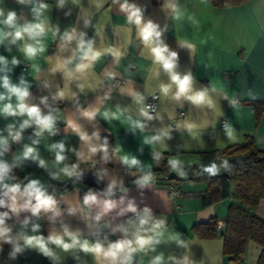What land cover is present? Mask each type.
Listing matches in <instances>:
<instances>
[{
    "label": "crops",
    "instance_id": "crops-1",
    "mask_svg": "<svg viewBox=\"0 0 264 264\" xmlns=\"http://www.w3.org/2000/svg\"><path fill=\"white\" fill-rule=\"evenodd\" d=\"M45 2L50 8L44 13L48 27L42 39L43 52L29 60L19 51L22 42L10 45V52L5 46L0 45V55L9 60L15 56L21 61L10 75L13 82H18L21 75L29 81L31 84L29 102L39 105L45 113L48 108L40 104L42 97L48 98L49 107L53 104L58 105L55 112L57 134L50 136L45 132L38 138L39 144L35 145L39 157L46 162L47 171L34 162L24 160L18 161L17 169L24 178L40 179L46 186L53 182L65 181L68 176L62 175L64 164L55 163L54 152L50 151L51 145L64 141L67 149L79 150L81 141L72 130L73 124L82 126L89 135L93 131H98L100 137L111 134L113 149L109 151V156L113 160L106 164L98 163L97 160L102 155L98 153L96 157L84 162L98 164L99 169H107L109 175L103 178L106 186L110 182L109 177H115L123 184L128 183L124 187V191L127 192L119 191L113 197L117 201L123 197L122 207H126L131 201L138 211H143L147 207L155 219L166 221L160 230L162 242L157 246L156 252L137 253L135 264H149L151 255L158 253L164 254L165 264H171L169 259L171 256L177 259L186 256L189 264H229L231 260L223 255V240L220 236L224 226L218 228L219 234L211 239L196 236L192 232V226L206 222L212 217H215L217 222H224L227 206L233 200L232 197L202 206L200 196L206 188L203 182L180 185L178 181L182 178L179 175L173 179L167 176L157 178L151 176L148 186H138L136 179L145 171L160 165V159H153L154 152H167L168 160L176 159L178 165L187 166L199 162L198 151L221 149L242 142L246 136H252L256 147L264 150V108L256 120L251 103H264V0H247L230 7H217L209 0H179V18H172L162 10L164 0L157 3L153 0L132 1L144 9L146 20L151 19L161 28L167 26L163 39L171 50L178 53L177 70L181 73L190 71L197 89L201 87L215 89L210 93L215 101L212 109L206 106L197 108L188 101H184L183 107H180L177 102L167 100L159 93L158 86L161 82L167 81V76L161 73L160 78H156L159 66L154 64L148 55V49L137 36L136 27L128 24L126 14L121 11L124 0H65L62 9L58 7V0ZM31 7L32 5H21L17 0H0V8L5 12L15 11L21 22L33 19ZM82 9H88L90 12L85 11L84 16ZM85 17L91 20L87 27L84 23ZM57 27L59 32L56 31ZM72 27H75L78 33L85 32V39H94L101 51L107 53V49L112 48L113 51L124 53L119 59H115L111 54H105L95 62L94 68L86 71L78 81L84 89L83 92L79 91L77 82L73 81L70 84L59 72L51 74V70L62 62L61 57L66 58L71 54V49L61 52L60 46L61 36L65 30L71 31ZM181 44H191L193 47L189 50L181 47ZM71 47H75V42ZM109 73L115 78H109ZM120 78L123 79V83L111 85L112 80ZM45 83H49V86L45 87ZM57 86L68 99L53 101ZM134 90L145 95V102L152 93H158L157 109L152 115L159 112L162 120L154 119L148 122L144 131L137 127V121L140 119L136 115L139 105L128 95L134 94ZM74 92L77 96L72 99ZM105 95H110L111 99H105ZM12 102L15 103V100ZM89 106L97 111L93 122L80 116V111ZM105 112L108 113L107 119L104 117ZM22 119L24 118L5 119L0 116V133L7 136L4 131L6 126L14 122L18 124ZM222 120L233 128L234 141L228 139L225 125H221ZM188 122L197 125L191 135L184 130ZM166 126L173 128L171 139H166L165 143L153 144L150 140L151 135ZM23 136L24 140L20 143L10 145V152L5 157L8 161L11 162L22 155L24 145L31 143L33 129L25 130ZM66 154L68 163L76 161V156L72 152ZM125 156L128 158L135 156L141 162L137 166H128L133 175L119 162ZM49 173L56 174V178L53 179ZM90 182L91 180L84 175L69 189L54 194L59 201L62 215L54 222L46 217L40 219L39 234L47 237L53 228L62 231V225H67L72 231L80 230L82 237L90 241L93 239L92 232L101 230L109 233V241L122 238L119 232L112 234L106 224H101L99 229H89L80 217L82 211H86L82 206L83 195L89 190L103 192L91 188L81 193ZM69 208L77 214L69 215L67 211ZM28 214L31 213L21 212L20 217ZM255 214L264 219V198L259 201ZM132 215L127 213L124 216H117L116 212H113L110 219L115 226L125 222ZM13 219L15 231L18 230L19 223L16 218ZM173 238L182 240L185 246H178ZM51 247L54 248L56 264H96L92 254L80 251L64 252L55 246ZM260 251L261 247L251 241L239 261L243 264H256ZM10 262L53 264L51 259L34 249L25 250L16 259H10ZM0 264H3L1 253Z\"/></svg>",
    "mask_w": 264,
    "mask_h": 264
},
{
    "label": "clouds",
    "instance_id": "clouds-1",
    "mask_svg": "<svg viewBox=\"0 0 264 264\" xmlns=\"http://www.w3.org/2000/svg\"><path fill=\"white\" fill-rule=\"evenodd\" d=\"M21 5H32L31 21L24 20L21 22L15 11L9 10L5 12L0 8V45L6 47L7 51H11L10 45H16L17 42H22L19 51L29 60L35 58L39 53L44 51L42 39L46 35L47 23L44 18V13L49 10L50 6L45 0H17ZM65 0H58V7L63 8ZM164 10L172 18H179L180 5L179 0H164L161 5ZM88 9H82L84 12ZM121 11L126 14L129 25H134L137 30V36L148 49V55L154 64L159 66L156 73V78L159 79L161 73L166 74L167 81L161 82L158 86L159 93L167 100L175 101L180 107H183V102L188 101L192 106L197 108H213L215 101L210 95L215 89L209 87H201L197 89L194 86V76L189 71L186 73L179 72L178 69V53L170 49L163 39V34L167 30V26L161 28L159 24L151 19H145L144 9L138 6L132 0H124L121 5ZM70 14V13H68ZM85 26L91 24V20L85 17ZM59 32V28L56 29ZM99 35V34H97ZM85 32H77L75 27L71 31L65 30L61 36L60 51L63 52L71 49L69 56L61 57L62 62L58 67L51 70V74L61 73L63 79H67L70 84L75 81L80 92L84 89L78 82L81 76L88 70L94 68L95 62L105 54H111L115 59L121 58L124 53L121 51H113L112 48L107 49V53L101 51L96 46L94 39H85ZM7 41V43H5ZM75 42V47L72 44ZM181 47H186L191 50V44H181ZM21 61L12 56L9 60L4 55H0V116L5 119L9 117H23L19 123L7 125L4 131L7 136L0 133V246L9 244L11 251L10 259H16L18 255L23 254L27 249H34L45 257L51 259L53 264H56L55 246L64 252H83L92 254L96 259V264H135L136 254L145 253L151 254L156 252L157 246L161 244V229L166 224L163 219H155L151 210L147 207L143 211H138L135 204L128 202L126 207H122L124 203L123 197L119 201L114 199L115 190L118 184L121 192L124 191L123 182L118 181L115 177H109V183L106 190L103 192H95L89 190L82 197V206L86 211H82L80 217L83 218L89 229H99L101 224H106L111 233L117 232L122 234V238L115 241L100 239V231H93V239L90 241L81 235L80 230L72 231L69 226L62 225V231L53 228L47 237L39 234L41 225L38 221L42 218H47L50 221H55L57 217L62 215L59 208V201L54 195V191H48L49 186H46L40 179L25 177L26 183L21 182L14 174V169L19 167L18 161H31L38 167L46 169L45 160L38 155L35 145L39 144V137L47 132L50 136H55L57 129L56 109H53L47 104V97L40 99V104L45 105L48 111L45 113L37 104L30 103V88L29 81L21 75L18 82H13L11 73ZM109 78L114 79V75L109 73ZM49 83H45L48 87ZM133 99L134 103L139 105L138 113L140 119L137 121V127L144 131L148 122L154 119L162 120L161 114L156 112L152 115L153 108L145 104V95L134 90V94H128ZM77 93H73L72 99H75ZM155 99L157 95H152ZM67 98L64 92L57 86V90L53 95V101L57 102ZM105 99H111L110 95H105ZM13 99L15 103H13ZM68 99V98H67ZM79 104V103H77ZM79 110V109H78ZM80 116L89 122L96 119L97 111L89 106L80 111ZM105 119L108 113H104ZM197 125L193 122H188L184 130L190 135L193 128ZM32 128L33 136L30 138L31 143L25 144L22 155L16 157L13 161H8L5 157L10 152L12 143H20L24 140L23 133L25 130ZM179 128V126L177 127ZM225 133L229 140H235L233 128L226 123ZM72 130L81 141L80 149H67L64 141L55 142L51 145L50 151L54 152V160L56 164H64L62 171L68 177H76L77 180L82 176L83 170L80 169V163L92 159L97 154H102L98 163H108L113 160L109 156V141L107 138L101 140L98 131H93L91 135L82 127L76 124L72 125ZM173 128L166 126L161 128L156 134H152L150 140L153 144L165 143L166 139H171ZM86 150V151H85ZM72 152L76 156V161L68 163L67 152ZM142 153V149H140ZM154 160L160 159V153L152 154ZM119 162L128 170V166H137L141 162L135 156L128 158L125 156ZM169 166L173 171H178L180 176H185L186 173L178 168V160L169 159ZM227 160H223L218 166L215 162L204 167L203 171L210 175H216L221 168L229 169ZM131 174L132 172L128 170ZM55 179L56 174L49 173ZM108 171L101 168L97 171L98 180H102L108 176ZM133 175V174H132ZM151 172L142 173L136 179V185L148 186L150 184ZM118 210V211H117ZM69 215H76L73 209H67ZM21 212H30V216L19 219ZM113 212L117 216H124L127 213H132V217L123 223L113 226L110 219ZM51 214V215H49ZM16 218L19 223L18 230L14 231V227L8 223L9 220ZM174 242L184 247V242L173 238ZM79 259V257H76ZM171 264H189L186 256L183 259H177L174 256L169 257ZM149 264H165L163 253L151 255Z\"/></svg>",
    "mask_w": 264,
    "mask_h": 264
},
{
    "label": "trees",
    "instance_id": "trees-1",
    "mask_svg": "<svg viewBox=\"0 0 264 264\" xmlns=\"http://www.w3.org/2000/svg\"><path fill=\"white\" fill-rule=\"evenodd\" d=\"M209 1L217 7H230L244 3L247 0ZM153 2L157 3L159 0H153ZM251 103L254 108V117L258 120L262 108H264V103ZM104 138L108 139L109 151H111L113 149L112 135L105 134L101 137V140ZM158 153H160V165L144 173L151 172V176L155 178L167 176L169 179H173L175 176L169 175L171 170L168 163L169 153ZM197 153L199 155L198 163L187 166L178 165V168L183 170L191 181L205 183L206 188L200 196L202 206L211 205L228 197L233 198L227 206L224 229L220 233L223 240V255L231 261H238L245 253L248 243L252 241L261 247L256 264H264V219L257 217L255 214L259 201L264 198V150L256 147L252 136H246L242 142L234 143L221 149L202 150ZM219 156L223 158L222 161H228L229 169L221 168L216 175H210L203 171L204 167L209 166L213 162L218 165L217 158ZM231 158H234V160L230 161ZM80 169L91 180L81 193L91 188L106 190L107 186L103 179L98 180L96 176L99 170L98 164L91 162L80 163ZM14 174L21 182L26 183L17 168L14 169ZM62 175L66 174L62 171ZM76 181L75 177H67L65 181L51 183L48 191L50 193L54 191V194L59 191H65ZM127 184L124 183L122 186L125 187ZM119 189L120 187L115 190V194L120 191ZM0 211H3V209H0ZM30 215L21 216L20 219ZM8 223L14 226L15 221L12 219ZM192 232L200 238H214L219 234L217 219L212 217L206 222L194 224ZM0 253L2 263L11 264L9 258L10 245L3 244L0 246Z\"/></svg>",
    "mask_w": 264,
    "mask_h": 264
},
{
    "label": "built area",
    "instance_id": "built-area-1",
    "mask_svg": "<svg viewBox=\"0 0 264 264\" xmlns=\"http://www.w3.org/2000/svg\"><path fill=\"white\" fill-rule=\"evenodd\" d=\"M121 83H123V79L122 78H120V79H117V80H112L111 81V85L112 86H116V85H119V84H121ZM152 95H157V98H153L152 97ZM145 104H147V105H149V106H152V108H153V113L155 112V110L157 109V105H158V93H152L149 97H148V99L146 100V102H145ZM51 108H53V109H57L58 108V105L57 104H53L52 105V107ZM221 125H225V122L222 120L221 121ZM222 157L221 156H219L218 158H217V160H218V165H220L221 164V162H222ZM217 226H218V228H222L223 226H224V222H217ZM100 239H107V240H109L110 239V235H109V233L107 232V231H105V230H101L100 231V237H99ZM229 264H243L241 261H231V262H229Z\"/></svg>",
    "mask_w": 264,
    "mask_h": 264
},
{
    "label": "rangeland",
    "instance_id": "rangeland-1",
    "mask_svg": "<svg viewBox=\"0 0 264 264\" xmlns=\"http://www.w3.org/2000/svg\"><path fill=\"white\" fill-rule=\"evenodd\" d=\"M179 177L182 178V180L178 181V183H179L180 185H181V184L188 185V184H190V183H195V182L191 181L189 178L186 179V177H187L186 175L183 176V177L179 175ZM246 249H247V247H246Z\"/></svg>",
    "mask_w": 264,
    "mask_h": 264
},
{
    "label": "water",
    "instance_id": "water-1",
    "mask_svg": "<svg viewBox=\"0 0 264 264\" xmlns=\"http://www.w3.org/2000/svg\"><path fill=\"white\" fill-rule=\"evenodd\" d=\"M234 160V158H231L230 159V161H233ZM84 173L82 174V176L79 178V179H82L83 177H84ZM169 175L170 176H176V175H178V171H173L172 169L170 170V172H169ZM76 178V177H75ZM77 179V178H76Z\"/></svg>",
    "mask_w": 264,
    "mask_h": 264
}]
</instances>
